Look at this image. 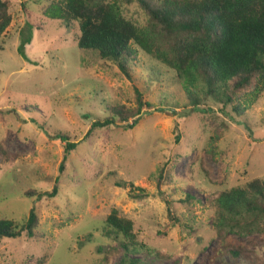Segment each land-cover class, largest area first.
Returning <instances> with one entry per match:
<instances>
[{
    "label": "rangeland",
    "instance_id": "rangeland-1",
    "mask_svg": "<svg viewBox=\"0 0 264 264\" xmlns=\"http://www.w3.org/2000/svg\"><path fill=\"white\" fill-rule=\"evenodd\" d=\"M51 1L10 0L12 22L0 37V144L9 153L0 152V214L22 224L36 207L39 222L32 238L2 239L0 264H119L122 249L103 231L113 208L133 221L139 241L168 256L150 264H264V233L223 241L212 223L217 193L264 178V92L241 115L213 102L192 109L174 73L143 51L130 80L80 48L77 23L67 28L44 13ZM124 8L145 23L135 3ZM135 86L152 105L138 124L86 137L93 120L109 116L107 103L135 105ZM59 131L79 142L63 171ZM56 183L52 198L25 195ZM131 184L147 196L133 197ZM226 243L242 254L234 259Z\"/></svg>",
    "mask_w": 264,
    "mask_h": 264
},
{
    "label": "trees",
    "instance_id": "trees-1",
    "mask_svg": "<svg viewBox=\"0 0 264 264\" xmlns=\"http://www.w3.org/2000/svg\"><path fill=\"white\" fill-rule=\"evenodd\" d=\"M133 3L145 16L144 24L125 14L124 7ZM10 8V0H0V37L12 22ZM44 13L67 28L77 23L78 46L95 50L101 59L114 62L130 80L139 52L143 51L152 62L174 73L192 109L213 102L222 110L231 107L241 115L264 92V0H52ZM143 97L135 86L134 106L107 103L109 116L93 120L86 137L95 129L113 125L133 129L145 108L152 107ZM188 109L183 112L187 114ZM176 129V141H179L177 124ZM55 136L65 143L60 165L63 171L67 155L79 142L71 141L68 133L59 131ZM219 137L216 135L217 140ZM0 152L4 157L9 154L2 144ZM165 173L164 168L158 173L160 191L167 177ZM117 185L125 186L124 182ZM131 191L138 199L147 196L144 188L133 184ZM58 192L56 183L49 191L28 189L25 195L40 200L52 198ZM190 198L187 195L186 200ZM212 205L213 227L221 240L225 241L229 234L264 233V178L256 177L244 185L221 190ZM170 216L173 222L180 221ZM103 221L104 234L114 235L122 249L119 264H150L151 260L168 257L139 241L133 221L121 216L117 209L113 208ZM38 223L36 207L22 224L0 214V242L4 238H19L24 233L32 238ZM225 248L234 259L242 254L239 245L226 243Z\"/></svg>",
    "mask_w": 264,
    "mask_h": 264
}]
</instances>
